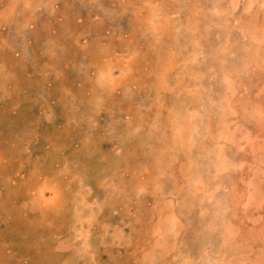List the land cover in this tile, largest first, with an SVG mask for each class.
Returning <instances> with one entry per match:
<instances>
[{"label": "rangeland", "instance_id": "1", "mask_svg": "<svg viewBox=\"0 0 264 264\" xmlns=\"http://www.w3.org/2000/svg\"><path fill=\"white\" fill-rule=\"evenodd\" d=\"M0 264H264V0H0Z\"/></svg>", "mask_w": 264, "mask_h": 264}]
</instances>
